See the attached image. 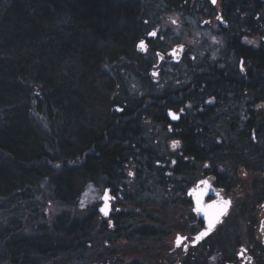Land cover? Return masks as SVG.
Listing matches in <instances>:
<instances>
[{"label": "trees", "instance_id": "16d2710c", "mask_svg": "<svg viewBox=\"0 0 264 264\" xmlns=\"http://www.w3.org/2000/svg\"><path fill=\"white\" fill-rule=\"evenodd\" d=\"M162 1L181 4L0 0V264H108L116 256L108 245L164 236L133 211L115 215L114 230L96 208L76 217L71 210L94 185L123 194L122 207H154L157 197L179 207L202 174L264 170V107L243 116L264 101V1L221 0L230 51L244 59L251 88H240L248 83L234 61L222 71L206 60L163 76L170 88L158 93L152 61L136 45L172 11ZM244 37H257L259 49L241 46ZM169 110L181 113L179 122ZM167 141L177 150L165 149ZM51 201L69 213L49 222ZM210 244L185 264H212L219 246ZM98 248L109 255L95 259Z\"/></svg>", "mask_w": 264, "mask_h": 264}, {"label": "flooded vegetation", "instance_id": "af4514ba", "mask_svg": "<svg viewBox=\"0 0 264 264\" xmlns=\"http://www.w3.org/2000/svg\"><path fill=\"white\" fill-rule=\"evenodd\" d=\"M178 1L181 3L179 9L167 8L169 4L167 2L163 3V1L162 6L168 11L172 10L167 13L175 14L180 19L183 16L188 18L187 14L189 13L198 15V18L194 19L197 20V25H192V27L194 28L196 26L201 34L202 32H206L207 36H201L195 39L188 46L176 40L172 46L169 42V40H173L172 33H164V36L162 35L159 41V35L155 39L151 38L152 35L150 32L152 30H160L165 25L163 20L157 26L155 23H152L144 37L146 45L149 48L145 57L152 61L150 71L152 81L157 84L166 74H172L179 68L184 67L183 65L187 67L191 66L194 62L201 63L206 60L218 61L219 70L225 71L228 63L234 61L237 64L239 72L246 77V82L248 83V85H242L240 88L245 90L251 88V85H249L251 81L246 76L248 72L244 59L240 58L238 60L235 54L230 51L231 42H228V39H231L229 36L232 33V29L223 15L222 1ZM259 41L257 37H244L241 38L240 45H246L257 51L260 47ZM176 60L180 62L176 64ZM214 103L215 101L213 100L207 102L209 105ZM256 106L257 108L254 109L255 113H251L246 107L247 112H244L243 116L247 120L257 116L258 109L264 107V101H260ZM255 130H258V128ZM254 138H256V134L253 135ZM223 171V169L219 168L216 174H202L186 188L185 198H183L185 205L174 207L176 210L179 208L185 211L184 216L182 215L181 220L183 222L181 223L182 226H180L178 234L186 239L179 246L175 244V256L179 255L180 261L177 260L171 264H182L188 254L191 256L194 255V251L197 248L202 247L209 253L211 250L210 241L219 246V249L209 257L212 264H264V237L262 236L263 233H260L262 232L260 231V226L264 224V217L261 219L259 229L256 230V224L258 222L256 210L261 206V213L264 212V170L251 173V181L255 178L251 186L253 196L250 194L246 200L241 201H238V199L243 195V186H237L235 183L236 179L230 175L223 177ZM201 181H207L209 188L208 192L206 191L200 199L204 209L219 213L222 212L223 215L221 217L222 220L212 235L204 240L203 243L193 247L194 237L205 227V222L202 220L200 213L195 211L193 198L197 190L200 191L203 189V185H200ZM255 183L259 185L257 186ZM111 193L113 213L109 220L113 222L115 215L120 211L117 203L121 198V193H117L116 195L113 190ZM225 202L228 203L226 204ZM213 204H215V207H208ZM259 235L262 238L261 242H259Z\"/></svg>", "mask_w": 264, "mask_h": 264}, {"label": "rangeland", "instance_id": "374dc122", "mask_svg": "<svg viewBox=\"0 0 264 264\" xmlns=\"http://www.w3.org/2000/svg\"><path fill=\"white\" fill-rule=\"evenodd\" d=\"M161 20L165 22V26H164L165 33L167 32L166 31L167 28H170L173 32V35H172L173 40L171 41L169 40L172 46L174 45L176 40L188 46L189 44L193 43L195 39L200 38L201 36L202 37L207 36L206 32H202L201 34V32L196 28V26H194V28L192 27V25H195V24L197 25V20H191L186 17L180 19L179 16L172 14V13L164 14V17ZM166 87L170 88L168 81L160 80V86L158 89V93L159 92L161 93L163 90L167 89ZM236 111L237 109L234 110L235 113ZM263 122H264V119H263ZM171 143L173 142L167 141L166 146L164 145L165 149L168 146L170 150H174ZM175 146H177V143L175 144ZM132 172H133V177H134L135 175H134L133 170H131L129 173H132ZM250 175L251 173L247 172V170L245 169L236 171L235 183L237 186H241V185L243 186V190H242L243 195L241 196V198L238 199V201L246 200L248 195L250 194L253 196V190L251 189V186L255 178L251 181ZM231 176L234 177V171ZM255 184H257V186L259 185L258 183H255ZM258 193H259V188H258ZM102 195L103 193L100 194V198L102 197ZM92 197L93 195L91 196V194H88L87 196L82 195L78 203L79 204L78 209L76 210L72 209L71 213H73L76 217H80V216L84 217L83 215L86 214L87 211H90V208L92 205V200H91ZM123 197L124 196L121 195L120 201L122 200ZM155 200H157V202H156V205L154 204V207L146 205L144 207L134 208L133 206L126 205V207H122L120 205L118 206V208L120 209V212H127V211L135 212L136 215L140 217L141 219L140 222H142V224L154 225L156 227H159L160 231L164 233L163 234L164 236L159 237V238H150L149 240H144L141 243H138V242L133 243L131 241L128 242L125 239L123 241L118 242L115 245H108V248L111 252H116V256L114 258L112 256V258L109 259L110 261L109 263L115 264L114 260H117V258H121L124 261H129L132 258H141V260L146 264H153L154 262L156 264H171L172 262H175L177 260L180 261V258H179L180 256L179 255L175 256L176 253H175L174 248H175L176 237L178 235L179 228L180 226H182L181 223L183 222L181 219L184 216L185 211L179 208L176 210L173 206L164 207L162 205L163 197L161 198L157 197ZM45 209L47 210L45 213H46V217L48 218L49 222H53V220L58 215H61L62 213H69L66 207L62 206L61 204L55 201L48 202ZM149 209H152V211L147 212ZM77 210H79L80 212L78 213ZM256 214H257V220H258L256 224V230H257L259 229L262 217H264V212L261 213V206L257 208ZM100 221H102L101 218H100ZM107 222L111 230H114V226L109 224V220ZM165 224H166V227H163ZM263 227H264V224L260 226V231ZM260 233L262 234V232ZM262 236L264 237L263 234ZM258 237H259V242H261V239H262L261 236L259 235ZM102 240L104 241V239ZM137 241H139V239H137ZM106 244H108V242ZM102 253H106V252L101 251V249L98 248L94 250L92 249V251L90 252V255L94 254L95 259H96V257L101 256ZM117 254H118V257H117ZM189 256L191 255L188 254L186 259H188ZM185 260H183L182 264H185ZM62 261H65V263H63ZM66 262L67 260H60L57 264L76 263V262H73V260L68 263ZM88 262L89 263H85V264H97L95 262L91 263L92 261H88Z\"/></svg>", "mask_w": 264, "mask_h": 264}, {"label": "water", "instance_id": "95a60500", "mask_svg": "<svg viewBox=\"0 0 264 264\" xmlns=\"http://www.w3.org/2000/svg\"><path fill=\"white\" fill-rule=\"evenodd\" d=\"M117 110H118L119 112H121V109L117 108ZM170 117H171L172 121H174V122H178L179 116H177L176 114H174L173 111H170ZM174 117H175V118H174ZM197 196H199V198L201 199V197H200V193H199V192H196V193L194 194V199H195L196 203H197ZM104 201H105V200H104ZM102 208H105V209H106L107 214L110 212V208H109V203H108V202L105 201V203H104V205H103ZM102 208H101V209H102ZM101 209H100V211H101ZM101 212H102V211H101ZM102 213L105 215V212H102ZM220 217H221V215H219V214H215V215H212L210 218H205V219L207 220V222H208V228L202 232V233H206L205 235L201 236V234H200V235L198 236V237H200V239H198V242L202 241V240H203L204 238H206L210 233H212L213 227H214V225H216V223L219 221ZM210 220L213 222V226H212L211 228H209V221H210Z\"/></svg>", "mask_w": 264, "mask_h": 264}, {"label": "bare ground", "instance_id": "6f19581e", "mask_svg": "<svg viewBox=\"0 0 264 264\" xmlns=\"http://www.w3.org/2000/svg\"><path fill=\"white\" fill-rule=\"evenodd\" d=\"M167 32H169V33H172L173 34V32H172V30L170 29V28H167V30H166ZM147 32H148V30H146L145 32H144V36L147 34ZM150 33H155V35H152L151 36V38L153 39H155L158 35H159V38H158V41L161 39V36L163 35L164 36V33H165V31H164V28H161L160 30H152ZM141 41H143L144 42V44H145V48H141L139 45H140V43H141ZM148 47H147V45H146V42H145V40H144V38H142L139 42H138V44L136 45V51L139 53V54H141V55H143V56H145L147 53H148ZM180 61H178V60H176L175 61V63L177 64V63H179ZM176 67V66H175ZM140 81H141V79L138 81L139 83H140ZM177 146H174L173 147V149L174 150H172L173 152L175 151V150H177Z\"/></svg>", "mask_w": 264, "mask_h": 264}, {"label": "snow or ice", "instance_id": "6c2138e0", "mask_svg": "<svg viewBox=\"0 0 264 264\" xmlns=\"http://www.w3.org/2000/svg\"><path fill=\"white\" fill-rule=\"evenodd\" d=\"M213 2H215V0H213ZM151 35H155V33H151ZM139 46H140L142 49L146 47L143 41H141V43H140ZM174 118H175V117H174ZM176 143H178V142H174V145H175ZM201 183H202V184H207L208 182H207V181H201ZM200 195H202V193H201ZM104 199H105V201H107V199H108V197H107V193H105V197H104ZM225 203L227 204L228 202H225ZM197 205H198L197 211H201L202 209L199 207V205H200V198H199V196H197ZM208 207H209V208H213V207H215V204H213V205H209ZM101 211H102V212H105V215H107V211H106L105 208H102ZM205 215H206V216L208 215L207 211H205ZM212 226H213V222L210 220V221H209V228H211ZM205 234H206V233H201V236H203V235H205ZM184 239H186V238H184V237H179V236H178V237H177V240H176L177 246H179L180 243L182 242V240H184ZM198 239H200V237H197V240H198Z\"/></svg>", "mask_w": 264, "mask_h": 264}]
</instances>
